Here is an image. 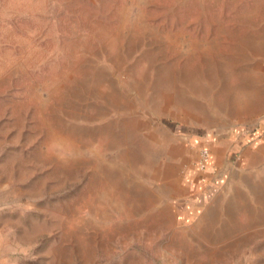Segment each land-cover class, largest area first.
<instances>
[{
    "label": "rangeland",
    "instance_id": "obj_1",
    "mask_svg": "<svg viewBox=\"0 0 264 264\" xmlns=\"http://www.w3.org/2000/svg\"><path fill=\"white\" fill-rule=\"evenodd\" d=\"M262 118L264 0H0V264H264Z\"/></svg>",
    "mask_w": 264,
    "mask_h": 264
},
{
    "label": "crops",
    "instance_id": "obj_2",
    "mask_svg": "<svg viewBox=\"0 0 264 264\" xmlns=\"http://www.w3.org/2000/svg\"><path fill=\"white\" fill-rule=\"evenodd\" d=\"M208 135L211 144L204 143L202 147L209 149L210 162L204 170L197 166L200 170L197 184L209 181L226 184L241 179L247 171L257 167L258 160L264 159V118L252 128L237 126L224 134L215 132Z\"/></svg>",
    "mask_w": 264,
    "mask_h": 264
},
{
    "label": "built area",
    "instance_id": "obj_3",
    "mask_svg": "<svg viewBox=\"0 0 264 264\" xmlns=\"http://www.w3.org/2000/svg\"><path fill=\"white\" fill-rule=\"evenodd\" d=\"M210 162V151L207 148H203L200 152V156L198 159V167L201 170L207 168Z\"/></svg>",
    "mask_w": 264,
    "mask_h": 264
}]
</instances>
